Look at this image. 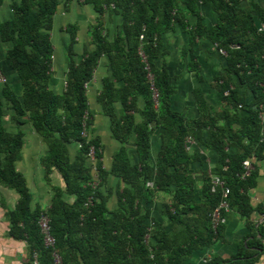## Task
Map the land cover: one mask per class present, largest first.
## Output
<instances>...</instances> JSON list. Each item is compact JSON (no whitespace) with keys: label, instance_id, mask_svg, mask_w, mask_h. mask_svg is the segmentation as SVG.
<instances>
[{"label":"trees","instance_id":"16d2710c","mask_svg":"<svg viewBox=\"0 0 264 264\" xmlns=\"http://www.w3.org/2000/svg\"><path fill=\"white\" fill-rule=\"evenodd\" d=\"M4 1L0 0V9ZM11 1L10 18L0 16V47L7 48V63L0 70L8 79L0 99V190L17 194L18 201L12 207L2 198L0 206L8 238L26 244L24 264H57V259L60 264H186L198 252L224 240L226 225L216 230L211 219L223 200L221 188L212 192V177L225 182L231 192V210L245 217L256 233L251 219L255 212L263 215L264 207L255 208L250 198L255 168L249 178L242 176L244 162L255 165L264 151V30L260 32L264 6L251 2L249 9L243 5L245 0H76L100 16L105 11L120 16L122 24L110 38L100 22L92 34L94 51L87 52L82 61L70 51L66 87L57 93L50 85L51 33L65 0ZM202 8L217 15L214 27L201 23ZM178 28L190 36L189 73L200 85L206 80L196 41L206 38L218 53L227 54L222 56L225 69L210 84L219 94V111L201 86L193 91L194 116L188 108L177 111L174 107L178 90L173 82L182 79L183 73L172 75L166 61L170 52L164 46L168 34ZM68 33L73 45L76 26H69ZM141 46L155 77L157 103L139 55ZM103 57L111 61L113 76L103 82L99 103L103 115L114 122L113 139L121 145L110 168L101 162L100 141L92 137L94 113L85 87L94 80ZM26 122L47 148L41 159V185L50 195L45 205L36 202L18 167L25 134L8 128L19 129ZM157 130L162 132L161 146L153 156ZM189 137L197 143L192 153L185 148ZM93 147L95 163L89 159ZM202 152L216 157L211 172L208 166L202 173L195 171L196 164L205 165ZM166 196L170 199L157 206L159 197ZM223 216L227 219L228 214ZM43 218L49 220L53 247L45 244ZM257 234L264 236L259 230ZM260 242H248L236 257H214L207 264H254L258 253L251 249H263Z\"/></svg>","mask_w":264,"mask_h":264},{"label":"crops","instance_id":"0c3cea01","mask_svg":"<svg viewBox=\"0 0 264 264\" xmlns=\"http://www.w3.org/2000/svg\"><path fill=\"white\" fill-rule=\"evenodd\" d=\"M253 1L258 2L260 5L264 6V0H245L243 2V5H246V7L249 8L250 6H248V3L250 5V3ZM11 3V0L4 1L3 6L0 9L1 18H10ZM217 20L218 17L212 9L202 8L201 23L204 27H214L217 23ZM100 22H102L103 27H105L107 33L110 34V38H112L119 33V26L122 24V19L120 16L110 13L109 11H105V14L100 16L93 7L87 6L85 4H80L76 0L72 3H68L65 0L64 3L59 7L54 17V24L51 33L54 46V66L50 84L52 90L56 91L57 93H63L66 87L65 81L69 67L68 58L71 50L73 53H75V59L79 62L82 61L87 52L91 53L94 51L92 34L95 28L98 27ZM189 24V28L192 29V27L195 26V21L192 20ZM69 26H76L77 28V36L73 45L71 42L72 39L68 33ZM189 37L190 36L188 34V31L178 28L176 29V32L169 33L165 38V42L166 40L167 42L165 43L164 48L166 50L167 46V50H169L170 52L166 61L171 64L170 69L172 71V75L176 77V75L183 73L182 79L173 82L175 83L178 90V95L173 100L174 107L177 111H182L186 108H188L187 111L192 110V103L194 102L193 91L197 87L201 86L206 92H208L209 100L213 102V105H215V107L219 111L221 109V106L218 104L219 94L215 92L212 87H210V84L213 81L214 76L219 75V72L225 69L226 59L222 57V55H220V53H218L215 48H213V45L211 44V42H209V40H207L206 38L198 39L196 41V45L197 47H200V69L201 74L203 75V77H205L206 80V82L200 85V81L198 80V78H196L194 74L189 73V67L191 66V63L189 62L190 58L189 60L187 58V51H189L190 43ZM55 40L58 41L57 47L54 44ZM174 47L176 48L177 53H174ZM6 52V47H0V65L2 67H5V64L7 63ZM182 59L188 63H185L184 61H182ZM110 64L111 61L106 57H103L94 72V80L89 84V88L87 91L90 109L91 112L94 113L92 137L99 140L101 143V151L103 153L101 162H103L105 168H110V166H112L113 157L121 148L120 143L113 139L112 128L114 127V122H112L110 118L103 115L102 112L104 110V107L99 103V97L104 85L103 82L106 79L112 78L113 76ZM12 77V84L16 87L17 92L19 93V83L17 82L15 75L12 74ZM2 90L3 88L0 87V99L2 98ZM114 108H116V112L120 111L119 105H114ZM140 108H145V103L143 100L140 101ZM191 112H193L192 116H194L195 111L192 110ZM101 118H103V120ZM8 128L11 131H15V129H17L18 127L15 125H9ZM33 132V139L29 142V144L31 143V146L28 149L30 153L34 150L32 143H35V147H38L39 144H44L42 138L35 132L34 129ZM161 135L162 132L157 130L152 139L153 156H156L160 150ZM131 143L132 142H130V145ZM26 144L27 143L25 140V147ZM130 145L128 146V151L129 154L133 156L135 151ZM196 146L197 143L195 141L191 148V151H189L188 153H192L193 148H195ZM46 149L47 148L44 147H38V155L35 158L36 167L39 171L38 175H40V177L42 178L44 171L41 166V159L44 157V153H47ZM202 154L206 156L205 165L203 166L202 164H196L195 171L199 170L202 173L203 170H207V168L209 167V172H211V169L215 167L213 160L216 157L208 156L204 152H202ZM261 157L262 158L259 160V162H256L255 165L252 163L255 168L256 179L255 186L250 191V198L255 208H258L259 206L264 207V151L262 152ZM30 162L33 163V157H31L30 154H28L27 157H22L21 163L23 166H26ZM33 179L34 178H32V180ZM9 194H11V199H13L11 200L12 202L10 201L6 203L15 207L18 201V197L14 196L15 193ZM49 199L50 195L48 201ZM169 199L170 198L167 196L165 198L159 197V199L157 200V202L159 201L157 206L161 205L163 200L168 201ZM115 207L116 199H113V201L111 202V208L114 209ZM0 211L3 212L0 213V229H2V234H0V264H24L26 258V244L19 243L8 238L7 234L9 231V227L5 220L4 210L1 208V206ZM247 221L248 220L245 217L241 216L236 211L231 210L230 214L227 216V224L223 234L224 240L217 242L216 245L211 249H206L198 252V254L194 255L191 261H188L186 264H207V261H210L214 257H220L224 260L231 259L233 257H236L239 252L242 251V248L247 247L248 242L259 240H262L260 244L262 245L263 249H257L253 246L251 250L252 252L258 253V255L253 256V258L257 259L254 264H264V236L257 234L259 230L264 235V214L262 215L260 212H255L252 216L251 222L255 225L256 233H254L253 230L249 228ZM17 254L20 257V260H18Z\"/></svg>","mask_w":264,"mask_h":264},{"label":"built area","instance_id":"2783aa9c","mask_svg":"<svg viewBox=\"0 0 264 264\" xmlns=\"http://www.w3.org/2000/svg\"><path fill=\"white\" fill-rule=\"evenodd\" d=\"M263 30H264V27H262L260 29V32H262ZM143 40H144V36H141V42ZM220 54L222 56H227L226 52L223 50H220ZM139 55L142 58L143 63L146 65L147 79L151 84V89L153 91L154 101L157 103L159 100V93L157 92V89L155 87V84H154L155 77H154L152 69L149 65L147 55L143 51V46H141V48L139 49ZM7 83H8V79L5 77V75L0 70V86L5 85ZM85 87L88 90L89 84H87ZM226 96H228V93H226ZM83 136L86 137L88 135L86 133H84ZM194 142L195 141L193 138H191V137L187 138L186 145H185L187 152L191 151V148H192ZM96 155H97L96 149L92 148L90 151V155H89V159L92 161V163L96 162V159H97ZM243 167H244V174L242 176V179H247L251 176L252 172L254 171V166L250 160H247L244 162ZM94 172L95 173L97 172V170L95 168H94ZM96 181H98L97 177H96ZM212 185H213V189H212L213 193H215L218 188H221L223 190V193H222L223 200H222L220 206L211 215L213 228L217 230L221 226H224L227 224V219L223 215L224 214L229 215L231 212L230 200H229V196H230L231 192L229 189L225 188V182L223 180H221V178H219V177H212ZM148 186L153 187L154 185L152 183H149ZM40 226H41L42 233L45 236V244L47 246L53 247L55 245V239L52 237V235L50 233L49 220L47 218H43L40 222ZM56 261H57V264H58V262L60 264L59 259H57ZM35 264H38V263L36 262Z\"/></svg>","mask_w":264,"mask_h":264},{"label":"rangeland","instance_id":"374dc122","mask_svg":"<svg viewBox=\"0 0 264 264\" xmlns=\"http://www.w3.org/2000/svg\"><path fill=\"white\" fill-rule=\"evenodd\" d=\"M252 3H255V1H253ZM54 44L57 47L58 46V41L55 40ZM174 53H177L176 52V48H175V52ZM182 61L185 62V60H183V59H182ZM185 63H188V62H185ZM0 87H2V86H0ZM192 113L193 112H190L189 115H193ZM101 119L103 120V118H101ZM26 121H27V118H26ZM18 131H22L25 134V140H26V143H27L26 147L24 149L22 157H24V156L27 157L28 154H30V156L33 157V163L30 162L26 166H23L22 163L20 162L18 164L19 170L21 172H23V174L26 176V178H27V180H28V182H29V184L31 186V190H32V193L34 195V198H35L36 202L45 205L46 202L48 201L49 196L46 193L47 188L46 187L42 188V185H41L42 183L41 182H42L43 178L40 177V175H38L39 171L37 170V167H36L35 158L38 155V153H37L38 152V147L39 148H42V147L46 148V146H45V144H41V145L37 144L38 147H35V143H32V146H33L34 150L32 148L33 151L30 153L28 149L31 146V143L29 144V142L33 139V135H34L32 126L29 123L26 122L24 126L20 127L19 129L18 128L15 129V132H18ZM46 151H47V149H46ZM45 155H46V152L44 153L43 156H45ZM32 178H34V179L32 180ZM9 193H13V192H10L8 190H3V189L0 190V201H1L2 198H5V199H3L4 201L10 202L13 198L11 199L12 196ZM7 195H8V197H7ZM14 196L18 197L17 194H14ZM10 206L13 207V205H10ZM10 206H7V207L9 209H12ZM0 213H3V212L0 211ZM0 234H2V229H0ZM17 257H18V260H20V257H19L18 254H17ZM17 257H15V258H17ZM58 264H59V262H58Z\"/></svg>","mask_w":264,"mask_h":264},{"label":"clouds","instance_id":"9594fccd","mask_svg":"<svg viewBox=\"0 0 264 264\" xmlns=\"http://www.w3.org/2000/svg\"><path fill=\"white\" fill-rule=\"evenodd\" d=\"M88 91V90H87ZM94 148V147H93ZM91 161V160H90ZM97 161V160H96ZM92 162V161H91Z\"/></svg>","mask_w":264,"mask_h":264}]
</instances>
